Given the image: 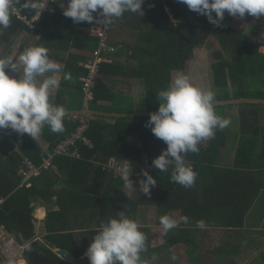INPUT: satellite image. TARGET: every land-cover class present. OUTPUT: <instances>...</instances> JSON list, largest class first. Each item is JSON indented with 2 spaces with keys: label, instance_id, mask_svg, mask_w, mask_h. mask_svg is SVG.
Here are the masks:
<instances>
[{
  "label": "trees",
  "instance_id": "trees-1",
  "mask_svg": "<svg viewBox=\"0 0 264 264\" xmlns=\"http://www.w3.org/2000/svg\"><path fill=\"white\" fill-rule=\"evenodd\" d=\"M24 3L25 0L19 2L23 13L28 17L33 16L35 10L25 8ZM143 11L144 15L140 17L139 14L125 13L120 18L123 26L137 30V44L129 46L125 53L124 50L110 55L112 62L101 64L89 110L105 114L91 115L93 118L86 134L95 146L89 148L81 145L82 159L58 156L50 169L32 178V185L27 186L23 184V176L19 172L23 159L29 157L40 165L46 152L38 140L27 134L21 136L16 132L0 131V197L4 198L0 207V225H5L16 242L23 246L29 264H73L59 256L54 248L72 249L59 241L66 238L67 233L71 236L75 230L73 219L80 224L78 228L89 229L93 241L102 222L115 217L122 209L128 207L131 210V202H121V194L124 195L121 176L102 169L95 161L107 162L111 157L130 159L134 178L139 182L143 179L144 171H140V166L144 150L143 145L132 144L131 138L145 142L153 157H158L167 147L146 127L150 115H116L133 113L135 109L121 107L103 76L143 80L148 95L147 108L149 112L158 111L160 101L157 93L168 88L176 71L189 77L190 60L195 49L207 45L215 36L220 45V49L214 53L215 62L212 64L211 83L216 99L264 98V87L250 89L253 86L250 75L253 77L254 68L259 67L257 62L264 54L249 41L250 36H257L264 25V16L246 15V21L237 26L234 17L228 15L217 27L206 16L189 10L178 0H144ZM77 25L63 15L60 2L43 13L32 29L11 13L10 27L1 31L0 44L8 47L19 32L34 30L52 47L68 50L64 74L70 73L71 79H63V89L57 95L56 105L65 107L62 91L74 88L81 101L79 111H85L87 93L81 77L87 75L88 70L81 62L94 56L99 38L78 30ZM229 105L232 104L214 106L216 113L227 119V111L233 107ZM240 105H243L238 110L241 132L232 167H215L204 159L205 153L226 144L228 131L223 129L216 131L215 138L208 140L207 146L199 144L197 153L186 156V163L197 173L193 187L186 188L172 180L164 182L165 177L170 178L169 170L172 168L167 173L148 171L157 181L154 186L157 193L153 194V201L147 200L161 210H181L182 218L192 217L189 223L181 219L184 226L196 225L197 221L203 220L201 216L216 218L220 212V217L228 219H205L206 226L221 223L242 228L246 215L264 187V135L259 129L260 109L263 106L259 103ZM73 116L67 115L61 133H53L47 126L43 129L41 134L49 142L50 148L75 130L77 122L72 120ZM54 197H57L60 209L48 212L46 227L50 242L43 243L36 239L34 202L53 203ZM187 229L182 228L183 231ZM74 253L76 257L79 256Z\"/></svg>",
  "mask_w": 264,
  "mask_h": 264
},
{
  "label": "clouds",
  "instance_id": "clouds-1",
  "mask_svg": "<svg viewBox=\"0 0 264 264\" xmlns=\"http://www.w3.org/2000/svg\"><path fill=\"white\" fill-rule=\"evenodd\" d=\"M58 2L63 15L76 24L87 22L108 26L125 13L139 14V17L144 15V0ZM178 2L187 5L189 10L206 16L217 27L221 26L226 11L229 15L240 18L246 15L264 16V0ZM11 4L12 0H0V30L10 27ZM48 4L49 0H25L24 7L42 13ZM8 70L18 76L10 75ZM60 72V65L50 59L48 49L43 46H30L15 58L14 50L13 54L0 57V129H11L21 136L27 134L35 141L46 126L53 133L63 132L68 113L63 105H56L51 101L53 91L59 88L61 82L58 77ZM64 78L71 79L70 73H65ZM157 94L160 105L158 111L150 114L146 127L167 147L154 158L153 165L149 168L156 171L159 169L163 173L172 168V182L191 188L196 182L197 173L186 163V156L197 153L198 145L202 141L214 139L216 131L228 127L230 120L216 113L215 94L211 90L195 86L186 74H177L168 88ZM132 165V161L130 168L125 163L120 171L124 185L130 189L134 187L130 179L132 173V178L135 177ZM141 168L142 165L140 171H144ZM147 170L143 172V179L139 180V187L144 194L150 195L151 188L157 185V181ZM183 221L189 223V218L185 216ZM159 222L165 234L178 226L177 220L168 215L161 216ZM195 226L205 229L206 223L199 220ZM146 240L139 224L124 211H119L115 217L102 222L86 256L90 264H145L141 254L147 251ZM152 259L155 261L156 257L153 256ZM176 259L173 254L171 260L175 262Z\"/></svg>",
  "mask_w": 264,
  "mask_h": 264
},
{
  "label": "crops",
  "instance_id": "crops-1",
  "mask_svg": "<svg viewBox=\"0 0 264 264\" xmlns=\"http://www.w3.org/2000/svg\"><path fill=\"white\" fill-rule=\"evenodd\" d=\"M152 6H154V4L151 5V7ZM166 10L170 14L172 21L175 22V19L173 15L171 14L170 10L168 8H166ZM238 18L234 17V20L237 21ZM92 25L87 24V22H83V23H79L76 26V28L78 30L85 31L86 33L90 35H93L92 30H91ZM1 31L2 30H0V33ZM21 36L23 39L20 42H18L17 38H20ZM27 38H29V41H25V39ZM109 41L111 43L118 44L120 47L116 52L108 54L109 60L106 61V63L112 62V58L110 57V55L115 54L117 52H121V51L123 52L124 50L125 51L123 53H125L126 49H128L129 46H133L137 44V30L134 28L131 29V28L123 26L121 24L120 19L116 20L111 25V28L109 31ZM249 41L253 45L258 46L259 51L264 54V25L260 28L259 32L257 33V36H250ZM0 46H2L1 47L2 49H0V57H2L4 49H6L5 50V53H7L6 56L11 55L14 50V58L18 57L19 54L24 51V49L30 46H43L48 49V55L50 59L58 63L61 67V72L58 73V77L61 81L59 88L54 90L51 96V101L54 104H56L57 95L63 89L62 81L63 79H65L64 71H65L66 60L69 55V51L64 50V49H58L56 47H52L50 42L41 39V34L35 32L34 30L33 31L23 30L14 37V39L11 41V44L8 45V47L7 45H3V44H0ZM201 47L197 49L200 50ZM199 52L200 51H198L197 56H199L198 55ZM83 62H81V64H83ZM257 65H259L258 69H260V73L258 75L259 80H260L264 78V57L261 60H258ZM8 71L10 75L18 76L17 73L11 72V70H8ZM176 72L180 73V71H176ZM173 77H175L174 74H173ZM253 77L256 78L255 75ZM103 80L109 86L111 91L115 93V95L119 99V104L121 103L122 108L123 106L124 107L126 106L134 107L135 110L133 113L149 112L147 108V96L148 95H147V90H146L143 80L132 79V78H121V76H103ZM201 80H205L207 82L208 78L200 79V81ZM193 84L201 89L211 90L215 94L213 87L212 86L210 87L209 84L206 86L201 85L199 82H193ZM69 89H73L75 92H77L76 89L74 88H65L64 91H62L63 92L62 101H64L65 103V109L66 111H69V112L79 111V108H80L79 106L81 102L79 98V94L77 93L78 95L74 98L73 97L69 98L66 95V91ZM215 98H216V94H215ZM216 101L218 100L216 99ZM107 103H110V102H107ZM238 104L239 103H237V105ZM259 104L264 106V104L262 103H259ZM238 110L239 109L237 110L233 109V111H231V109H228L227 111V119L230 120V124L237 122L238 130H239L238 134H234V133L232 134V137L230 138L232 140V144L226 141V144L224 146H218V147L213 148L211 153L207 152L208 159L205 160V162H210L215 167H232L235 156H236V148H237L239 134L241 132V127H240L241 124L239 120ZM125 114H128V113H125ZM117 116H120V115H117ZM125 116H129V115H125ZM230 129H231V126L229 127L228 136L230 135L229 134ZM259 129L261 131V134L264 135V107L260 109ZM0 131H7V130L0 129ZM37 140L43 146L44 149L46 147H49V142L42 136V134L39 136ZM131 142L132 144L133 143L134 144L140 143V145L143 144L141 140H138L136 138H131ZM202 142H204L206 146L208 145V140L202 141ZM149 156L152 159L156 158V157H153L150 154V152H149ZM204 159H205V155H204ZM154 170L155 169L153 168H149L147 171H154ZM169 172L172 174V170H169ZM262 180L264 181L263 177H262ZM121 184H122L121 189H123L124 191V195L121 194V202H125V201L131 202V206H132L131 210H129V208L127 207V209L125 210L122 209L121 211H124L126 215L134 219L139 224L140 230L143 231L147 237V240H146L147 251L141 254L142 259L145 260L144 262L146 264H155L156 260L158 259L162 260L161 258H163L165 254L168 252H172L174 255H176V257L177 255L181 257L184 263L180 261V258L177 259L178 261H180L181 264H190V260L189 262H187V256L189 252L187 240L189 239V237H192V236L194 237L199 236L201 241L203 242H205L204 240H208V241L219 240V241H223L227 243V240H224L225 238L232 240L236 234L249 230L250 229L249 227H251L252 230L254 229L253 231H251V234H254L256 238H258L256 234H259L260 232L264 231V187L261 189L259 196L257 197L250 211L246 215L245 224L242 228H238L234 226L228 227V226H225L219 223L215 225L206 226L205 229H198L195 225H191V226L182 225L181 219L183 218L181 216L182 214L181 210H166V209L161 210L158 206L148 201L147 199H150L151 201H153L155 197L154 195L157 193V191H154V190L157 188L152 187L151 194L147 195L142 192L141 188L139 187V182L136 181L135 178L133 179L134 187L131 189L124 185L123 180L121 181ZM34 206H35L34 216H35V226H36V239L40 240L43 243L50 242V240L47 237L48 231L46 227V218L50 210L60 209V207L58 206V199L57 197H54L53 203H47V202H42L40 200H37L34 202ZM164 215H168L171 218L177 220V225H178L176 228H174L171 231H168L166 234L164 233L163 227L160 225V222H159L160 217ZM191 218L192 217H190L189 219ZM201 219L205 221V219H215V217L206 218L204 216L203 217L201 216ZM217 219H228V217H225V218L219 217ZM212 222H217V221H212ZM73 224H74L75 230H73L71 236H69L70 234L67 233V237L60 238L59 242H62L65 245L71 246L72 249L67 248V247L66 249H69L73 252L75 251L77 254H79L76 260L72 262L73 264H90L89 259L86 256V251L92 242V238L89 234V229L78 228L79 227L78 225L80 224L77 222H74V219H73ZM184 227H187L189 229L183 231L182 228ZM234 240L235 239H233V241ZM249 240L251 241V238H249ZM262 241H264V238L261 237L258 240V243ZM255 242L256 241H254V243ZM54 248L56 250V248L58 247H54ZM240 250H243V249H240ZM256 253L257 252L255 251L254 253L249 254V256H253ZM153 256L156 257L155 261H153L152 259ZM262 259H264V257Z\"/></svg>",
  "mask_w": 264,
  "mask_h": 264
},
{
  "label": "built area",
  "instance_id": "built-area-1",
  "mask_svg": "<svg viewBox=\"0 0 264 264\" xmlns=\"http://www.w3.org/2000/svg\"><path fill=\"white\" fill-rule=\"evenodd\" d=\"M20 1L21 0H12L11 13L15 14L17 18L32 29L42 14L47 12L54 3L60 0H49L48 6L42 11V13L35 10L34 15L31 17H28L25 13H23L24 9H22V6H19ZM61 1L67 2V0ZM111 25L105 26L103 24L96 23L91 27L92 34L99 38V45L94 51V56L87 59L82 64L83 67L88 70V74L81 77L87 93L84 103L86 107L85 109L87 110L89 109L90 101L94 97L93 88L101 64L109 60L108 54L116 52L120 47L118 44H114L109 41V31ZM92 118L93 117L88 114L74 115L72 120L77 122L75 130L66 135V137L60 140L53 148L46 147L44 149L46 156L42 164L38 165L31 158L25 157L20 165L19 171L23 176V184L31 186L32 178L37 177L45 170L50 169L53 165L54 159L58 156H68L75 159H82L83 157L80 152L81 145L89 148H93L95 146L93 141L86 134ZM125 163L130 168V160L121 161L115 157H111L107 162L95 161L96 165L101 166L102 169L111 172L115 176H120V171ZM132 177L133 173L130 178ZM3 201L4 198L0 197V207ZM0 264H29V261L23 253V246L16 242L15 238L11 235L5 225H0Z\"/></svg>",
  "mask_w": 264,
  "mask_h": 264
},
{
  "label": "rangeland",
  "instance_id": "rangeland-1",
  "mask_svg": "<svg viewBox=\"0 0 264 264\" xmlns=\"http://www.w3.org/2000/svg\"><path fill=\"white\" fill-rule=\"evenodd\" d=\"M228 15L229 14L226 11L225 18ZM244 20H245L244 18H238L237 22L234 24L238 26L240 23H244L245 22ZM22 39L23 38L21 36L20 38H17V41L20 42ZM25 41H29V38L25 39ZM1 47L2 46H0V49H2ZM219 49H220V45H218L216 37L212 36L209 42L207 43V45L201 47L200 50L197 49L194 51L192 55L193 57L190 60L189 78L192 83L199 82L203 86H206L208 84L210 87L212 86V83H211L212 76H213L212 64L215 62L214 53ZM5 50L6 49H4V52L2 51L3 52L2 57L6 56L7 54L5 53ZM198 51H200L198 54L199 56H197ZM254 71H255L254 75L256 78L250 75L251 77L250 83L251 85H253L250 87L251 90L257 89L256 86L264 87V80H263L264 78L259 80V77H258L260 73V69L255 67ZM173 74L176 76L177 74H179V72H176ZM174 78L175 77H173V79ZM205 78H208L207 82L205 80L200 81V79H205ZM67 91L68 92L66 93V95L69 98L71 97L74 98L78 95L77 92H75L73 89H69ZM155 100L157 101L158 99H155ZM234 105L235 104L229 105L231 107L233 106L232 108H229L231 109V111H233V109L237 110L239 109V107L243 106L240 104L237 106L236 105L234 106ZM230 126H231L230 133H229L230 135L228 136L227 141L228 143L232 144V140L230 138L232 137L233 133L238 134L239 130H238L237 122L229 124V126L226 127L224 130L229 131ZM6 130H7L6 131L7 133L14 132V131L11 132L10 129H6ZM200 144L205 146L204 142ZM130 179L133 181L134 178H130ZM169 180L171 181V174H170L169 179H167L166 177L164 178V182H167V181L170 182ZM220 216H221L220 212H218V215L216 216L215 219L219 218ZM249 228H248L249 230L245 232L236 234L233 237V239H235L234 241L233 239L229 240L228 238H225L224 240H227V243L223 241H219V240L217 241L204 240L205 242H203L201 241L199 236L189 237V239L187 240L188 248H189L187 262H189L190 260V264H209V263L210 264H264V259H262L264 257V252H262L264 251V244H263L264 241L258 243V240L261 237L264 238V231L260 232L259 234H256L258 236V238H256L254 234H251V231H253L254 229L252 230L251 227ZM249 238H251V241L249 240ZM254 241L256 242L254 243ZM240 249H243V250H240ZM255 251L257 252L255 255L249 256V254H252ZM172 255H173L172 252L166 253L165 256L161 258L162 260L160 259L156 260L155 264H181L180 261L183 262L181 257H179L178 255H177V259L180 258V261L176 259V261L173 262L171 260Z\"/></svg>",
  "mask_w": 264,
  "mask_h": 264
},
{
  "label": "water",
  "instance_id": "water-1",
  "mask_svg": "<svg viewBox=\"0 0 264 264\" xmlns=\"http://www.w3.org/2000/svg\"><path fill=\"white\" fill-rule=\"evenodd\" d=\"M237 103H262L264 104V98H233L230 100H218L215 101V105H221V104H237ZM71 112V113H70ZM67 111V113L71 114V115H82V114H88V115H102L105 114L104 112H100V111H94V110H86V111ZM152 112H140V113H128V114H117L116 115H131V116H136V115H150ZM143 150H144V154H143V159H142V168L141 170H147L149 167H152L153 165V160L150 156H149V151L147 148V145L145 142H143ZM208 159V153L205 154V160ZM158 171H161L159 169H157ZM57 252V254L61 257H63L65 260L69 261V262H74L76 260V255L74 254L73 251L66 249V248H56L55 250Z\"/></svg>",
  "mask_w": 264,
  "mask_h": 264
}]
</instances>
